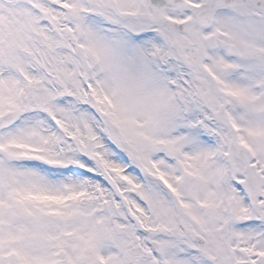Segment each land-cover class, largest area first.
<instances>
[{"label":"snow or ice","instance_id":"6c2138e0","mask_svg":"<svg viewBox=\"0 0 264 264\" xmlns=\"http://www.w3.org/2000/svg\"><path fill=\"white\" fill-rule=\"evenodd\" d=\"M0 264H264V0H0Z\"/></svg>","mask_w":264,"mask_h":264}]
</instances>
